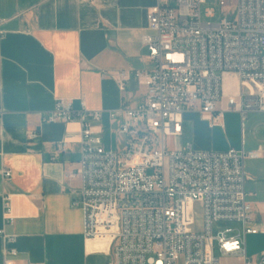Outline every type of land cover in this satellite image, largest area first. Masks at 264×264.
I'll return each instance as SVG.
<instances>
[{
	"label": "built area",
	"instance_id": "built-area-1",
	"mask_svg": "<svg viewBox=\"0 0 264 264\" xmlns=\"http://www.w3.org/2000/svg\"><path fill=\"white\" fill-rule=\"evenodd\" d=\"M215 1L233 8L218 23L201 21L205 0H157L148 10L143 46L153 66L134 72L143 100L109 113L111 122L123 120L121 149L103 147L89 124L100 119L98 112L74 111L69 102L57 101L44 118L80 126L72 206L83 214L86 253L108 257L106 264H220V258L264 264V250L257 263L245 255V237L264 235L249 226L244 190V161L258 153L198 152L189 145L168 150L165 144L180 136L186 110L216 121L225 111L264 113V0ZM225 75L236 77L234 92L225 91ZM126 80L121 73L122 92ZM223 100L225 108L218 110ZM4 214H10L7 205ZM220 223L237 229L214 231ZM89 242L106 243V252L88 253Z\"/></svg>",
	"mask_w": 264,
	"mask_h": 264
},
{
	"label": "crops",
	"instance_id": "crops-1",
	"mask_svg": "<svg viewBox=\"0 0 264 264\" xmlns=\"http://www.w3.org/2000/svg\"><path fill=\"white\" fill-rule=\"evenodd\" d=\"M156 4L0 0V264L107 263L104 255L86 253L83 214L72 206L79 188L80 126L44 118L57 101L69 102L74 111L98 112L100 119L89 124L103 147L124 146L123 120L111 122L109 113L143 100L134 72L153 66L143 37L147 12ZM121 73L127 77L123 92ZM224 88L234 92L236 77L225 75ZM224 108L223 100L217 109ZM174 142L173 150L189 145L198 152L258 153L244 161V190L249 226L264 232V113L225 111L216 121L186 110ZM6 171L9 178L3 177ZM105 244L89 242L87 252H106ZM262 250L264 235L245 237L247 259L257 263ZM224 260L242 264L235 258H220V264Z\"/></svg>",
	"mask_w": 264,
	"mask_h": 264
},
{
	"label": "rangeland",
	"instance_id": "rangeland-1",
	"mask_svg": "<svg viewBox=\"0 0 264 264\" xmlns=\"http://www.w3.org/2000/svg\"><path fill=\"white\" fill-rule=\"evenodd\" d=\"M207 11L213 12L212 18L206 17ZM232 13H233L232 7L227 6L224 8H220L218 3L215 0H205V3L200 7V18L203 23H208V22L218 23L221 18H224L226 16H231ZM165 144L168 150L173 149L177 145V143L174 142L172 139H167L165 141ZM193 208L196 209V213H197L196 221L198 224L199 222H201L198 204L195 203L193 205ZM229 228L237 229L236 225L232 223H220V224L213 226L214 231H216V229L224 230V229H229ZM222 264H240V263L237 260H224Z\"/></svg>",
	"mask_w": 264,
	"mask_h": 264
}]
</instances>
